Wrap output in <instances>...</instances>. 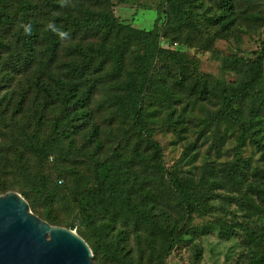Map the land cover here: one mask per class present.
<instances>
[{"label": "trees", "instance_id": "16d2710c", "mask_svg": "<svg viewBox=\"0 0 264 264\" xmlns=\"http://www.w3.org/2000/svg\"><path fill=\"white\" fill-rule=\"evenodd\" d=\"M211 1L219 13L209 19L228 30L232 1ZM72 2L74 6L61 7L59 0H0V93L6 90L0 95V137H7L0 152L24 148L38 162L55 167L56 176H32L27 162H18L24 180L34 183L36 196L44 201V219L59 225L48 204L63 185L62 166L83 157L91 146L99 150L98 137L105 130L114 139L111 154L104 160L90 157L91 181L76 188L73 197L77 234L89 244L92 258L127 264L128 254L120 245L133 240L136 252H149L154 264H164L173 242L216 231L226 240L244 237L254 248L252 264H264V168L252 167L242 156L248 144L264 156V92L257 90L264 47L254 58L225 61L230 70L242 69L243 79L216 85L207 75L194 77L195 63L179 48L196 41L190 29L200 22V0H167L165 15L158 14L148 30L120 21L110 0ZM61 12L66 14L63 19L54 15ZM57 18L70 39L46 30ZM20 23H31L32 34L25 35ZM14 80L15 87L28 89L19 100L9 88ZM28 91L35 92L34 103H42L31 117L25 112ZM215 93L220 94V108L199 124L197 135L211 132L218 150L219 125L226 124L237 132L234 159L218 168L204 166L198 179L165 169L153 127L162 120L177 134L186 133L193 116L188 118L189 109H178L181 100ZM97 94L102 98L95 101ZM49 108H56L57 115L47 137L42 128ZM78 135L85 146L71 155L64 143L72 144ZM192 148L189 144L188 151ZM67 170L74 173L72 165ZM80 177L77 184L87 182V176ZM8 191L1 188L0 196ZM19 193L37 216L31 191L21 188ZM192 215L212 221L185 227Z\"/></svg>", "mask_w": 264, "mask_h": 264}, {"label": "rangeland", "instance_id": "374dc122", "mask_svg": "<svg viewBox=\"0 0 264 264\" xmlns=\"http://www.w3.org/2000/svg\"><path fill=\"white\" fill-rule=\"evenodd\" d=\"M167 0H110L112 4V10L114 15L120 19V21L129 23L131 26L140 29H151L158 14L165 15V2ZM201 7L196 8V12L200 15V22L192 26L190 29L192 34L195 35V42L193 45H179L181 52H183L189 59L195 63V74H203L209 76L213 84L221 86L232 85L238 83L243 79L242 69L238 71L230 70L226 67L225 61L235 60L238 58H254L255 52H259L264 47V0H231L233 4L232 18L233 23L226 31L223 30L222 23H214L210 17L214 14H218L219 11L215 6L214 1L200 0ZM67 9H65L66 11ZM63 14L55 13L54 15H62L60 18H64ZM203 15L206 20L203 21ZM66 16V14H65ZM60 18L56 19L57 26L62 24ZM162 26V21L158 22V25ZM213 24V25H212ZM167 44L163 45L166 47ZM174 48V47H173ZM3 83V82H1ZM17 85L15 80L9 87L17 96L18 100L20 94L26 91L25 87L21 90L15 87ZM257 90L264 92V62L261 71V81ZM4 90L0 95H2ZM10 92V90L8 91ZM35 92L28 91L26 96L29 97L27 101V116L31 117L32 113L39 110L42 103H34L36 99H33ZM102 98L100 94L95 96V101ZM191 99L184 98L181 100V105L178 109H189L190 113L187 115L192 120L188 123L187 132L177 134L176 131L167 127L166 124L160 120L153 128V138L159 143L162 150L164 167L167 170H174L180 175L193 176L198 179L201 173V168L206 165L219 167L222 163L230 162L234 159L235 153V141L237 132L228 128L224 123H220V133L222 135V141L220 148L216 150L214 148V135L211 132L202 137H198V132L201 130V124L208 117L216 113L220 108V94H210L200 96L199 94L190 97ZM96 104L93 103L92 106ZM3 111V107H0V112ZM9 112H11L9 110ZM57 115L56 108H49L46 113V120L44 122L42 133L47 137L51 136V126ZM9 118L8 115H6ZM67 123V121H65ZM64 122V124H66ZM0 123H2L0 121ZM3 123V127H4ZM200 124V125H199ZM198 125V126H195ZM86 130H89L86 128ZM260 130L264 135V117H262V123ZM3 131V129H2ZM16 133L19 131L16 130ZM4 133V131H3ZM5 134V133H4ZM212 135V136H211ZM6 136V135H5ZM25 139V136H21ZM207 137V138H206ZM198 139V140H197ZM206 139V140H205ZM7 140V137H6ZM6 140L0 137V147L7 144ZM74 142L68 144L66 141L64 147L69 150L70 154H75V151L81 147H84V140L81 135L75 136L72 139ZM114 139L111 138L107 131L103 130L101 136L98 137V143L101 147L99 150H90L94 148L91 146L85 149V155L81 158H75L70 163L65 162L60 171L65 174L64 179L61 180L62 184L60 191L55 197H53V203L48 204L51 215L55 216L59 222L58 226L74 231L77 234L76 228L80 227L78 219L74 218L76 214L73 204V197L75 189L83 187L90 183L91 175L89 167L91 166L90 157L98 160H104L107 158L114 147ZM192 145L191 152L188 151V146ZM130 146L123 151L129 153ZM98 151V152H95ZM95 153V156H93ZM242 156L247 158L252 164V167L264 168V156L253 145L248 144L243 148ZM33 156L29 154L24 148H17L15 152L8 151V153L0 152V189L7 187L9 191L7 193L19 194L25 201L26 199L19 193L20 189H28L31 191V200L36 205L37 216L32 212L29 205L30 212L36 216L40 221L48 224L44 219V214L47 212L44 206V201L36 196L37 189H35L34 183L24 180L22 172L18 162L26 161L29 169L28 172L32 176L46 174L51 176L57 175L55 167L51 163L38 162ZM72 165L74 173H69L67 170ZM87 176V182L83 181L77 184V180L81 175ZM158 180V179H157ZM37 182V181H36ZM79 182V181H78ZM87 188V187H85ZM5 193V194H7ZM38 193V192H37ZM4 194V195H5ZM28 204V201H26ZM221 202L218 201L217 205ZM177 219L173 220V223ZM212 221L211 217L200 218L196 215H192V220L187 223L185 227L202 226ZM71 223H74V227H71ZM50 225V224H48ZM179 225V224H178ZM52 226V225H50ZM180 226V225H179ZM78 235V234H77ZM79 236V235H78ZM80 237V236H79ZM187 238V239H186ZM128 244L121 248L123 252L128 254L125 259L127 264H154V262L148 257L149 252H136V246L133 240H128ZM133 242V243H132ZM89 246L88 243H86ZM254 252V248L251 245H247L244 237L236 235L230 240L223 239L219 236L218 232L214 231L207 235H196L191 239L185 237L181 240H177L172 243L167 257L163 260L164 264H252L251 256ZM94 257V254L92 253ZM94 264H112L111 262L97 257L92 258Z\"/></svg>", "mask_w": 264, "mask_h": 264}, {"label": "water", "instance_id": "95a60500", "mask_svg": "<svg viewBox=\"0 0 264 264\" xmlns=\"http://www.w3.org/2000/svg\"><path fill=\"white\" fill-rule=\"evenodd\" d=\"M0 264H94L86 242L74 231L34 216L16 193L0 196Z\"/></svg>", "mask_w": 264, "mask_h": 264}, {"label": "clouds", "instance_id": "9594fccd", "mask_svg": "<svg viewBox=\"0 0 264 264\" xmlns=\"http://www.w3.org/2000/svg\"><path fill=\"white\" fill-rule=\"evenodd\" d=\"M59 4L61 7H68V6H74L72 0H59ZM19 29L23 30V33L25 35H31L32 34V24L31 23H20L18 25ZM45 28L47 31H50L54 34H56L61 40L70 39V34L66 31L61 30L60 27H58L54 22H48L45 25Z\"/></svg>", "mask_w": 264, "mask_h": 264}]
</instances>
